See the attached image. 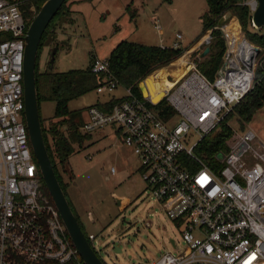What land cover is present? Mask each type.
<instances>
[{"label": "built area", "instance_id": "2783aa9c", "mask_svg": "<svg viewBox=\"0 0 264 264\" xmlns=\"http://www.w3.org/2000/svg\"><path fill=\"white\" fill-rule=\"evenodd\" d=\"M36 1L0 0V264H85L44 189L25 119V38L32 23L26 6L31 4L34 13ZM244 5L253 17L259 4L246 0ZM231 23L215 25L201 41L206 46L220 31L226 45L222 66L227 64L222 75L221 66L208 79L199 69L203 59L196 54L191 60V53L190 69L161 92L165 96L159 104L125 88V97L87 108L83 131H117L140 162L150 198L164 207L180 232V241L173 239L179 253H165L149 264H264V143L249 129L218 154L213 166L196 153L253 90L262 64L263 50L240 28L235 44L227 31ZM251 26L264 40V29L252 19ZM155 28L161 33L160 26ZM182 40L177 34L172 48H182ZM92 72L102 76L98 95L113 94L121 86L108 59H95ZM161 104L170 112L167 119ZM186 158L199 167H188ZM87 237L93 247L96 235Z\"/></svg>", "mask_w": 264, "mask_h": 264}, {"label": "rangeland", "instance_id": "374dc122", "mask_svg": "<svg viewBox=\"0 0 264 264\" xmlns=\"http://www.w3.org/2000/svg\"><path fill=\"white\" fill-rule=\"evenodd\" d=\"M33 10L36 13V8ZM207 11L206 0H69L66 10L49 29L41 54L40 72L50 71L49 62L54 48L59 51L52 71L61 73L86 70L90 66L91 55L99 60L107 59L117 44L124 40L172 48L176 35L181 34V46L186 51L159 70L164 69L165 75L182 76L185 70L183 63L188 62L191 53H194L191 60L197 54V49L186 48L203 34L201 18ZM234 20L238 19L232 15L230 21ZM234 23L250 40L239 20ZM155 24L161 27V33ZM248 31L260 33L251 25ZM217 37L219 35L213 36L206 46L210 47L220 38ZM202 38L203 35L201 41ZM201 41L197 48L204 50L206 46L201 45ZM168 79L171 81L176 77ZM125 96L123 86L113 94L98 95L93 90L70 101L68 109L71 112L83 111L84 119L88 107ZM56 108L54 101L40 102V115L45 126L48 127L54 119ZM240 124L241 118L235 112L227 122L232 135L226 146L234 144L241 131L249 129L254 130L264 143V107L254 114L250 122H244L243 128ZM65 129L67 131V127ZM80 133L84 136L83 141L72 142L73 152L66 164L60 162L53 149L54 159L60 174L69 184L67 194L84 232L97 237L93 247L100 258L106 264H149L165 253L178 254L170 240H179L180 232L167 217L164 207L150 198L134 150L124 147L113 127L92 133L81 129ZM127 199L132 205L125 208ZM114 244L121 253H117ZM180 246L184 248L185 244L181 241Z\"/></svg>", "mask_w": 264, "mask_h": 264}, {"label": "trees", "instance_id": "16d2710c", "mask_svg": "<svg viewBox=\"0 0 264 264\" xmlns=\"http://www.w3.org/2000/svg\"><path fill=\"white\" fill-rule=\"evenodd\" d=\"M46 1L38 0L34 3L36 7V13L34 14L29 11L31 4H27L26 17L33 21ZM244 1L246 0H206L208 11L201 18L204 26L202 35H204L209 29L217 25L220 19L226 14L231 13L233 16L235 15L246 31L248 38L263 50L262 64L257 70L253 90L235 109V112L241 118L240 125L242 128L244 122H250L254 114L264 107V40L257 33L248 31L249 25H251L252 14L250 8L244 5ZM68 2L69 0H67L43 36L37 60L36 76L39 105L42 100L54 101L57 104L55 117L49 122L48 127L44 125V120L41 118L42 129L54 170L75 212L67 194L69 184L58 170L53 149L57 157H59L60 162L65 165L73 152L72 142L83 141L84 136L80 133L84 122L82 118L83 111H69L68 103L96 90L101 85L102 76H97L92 72V67L96 59L94 55H91V63L86 70H71L61 73L54 71L40 72L41 54L45 47V40L49 29L55 20L66 10ZM217 35L220 37V31L214 32L213 36ZM210 49V54L199 64V69L208 79L213 80L223 63L226 50L225 41L220 37L210 46ZM184 52L185 50L182 48H162L160 46H148L124 40L118 43L107 59L109 61L110 72L120 85L125 88H131L135 94L141 96L139 89L140 83L157 70L159 71V69L170 65ZM181 61H183L182 58ZM147 86L153 97L161 89L160 84L153 80L148 81ZM99 104L97 103L96 105ZM164 104H161L160 108L164 109ZM169 114L168 109H164L166 119ZM233 115L231 114L226 121L220 124L218 131L206 136L200 143L196 153L204 164L208 166L215 165L218 154L227 150L226 141L232 135L231 128L227 125V122ZM65 127H67V131ZM185 163L194 170L199 167L196 161L189 158L185 159ZM69 178L72 180L71 177ZM44 189L49 195L45 184Z\"/></svg>", "mask_w": 264, "mask_h": 264}, {"label": "water", "instance_id": "95a60500", "mask_svg": "<svg viewBox=\"0 0 264 264\" xmlns=\"http://www.w3.org/2000/svg\"><path fill=\"white\" fill-rule=\"evenodd\" d=\"M66 2L67 0H47L42 5L39 13L34 17L26 34L24 53L25 119L33 153L37 160L45 186L61 216V219L66 226L72 243L78 250L79 255L85 264H106V262L100 258V256L92 247V244L88 240V237L83 230L80 219L75 214L66 196V193L64 192L58 180L44 140L42 120L40 116L36 76L39 50L46 30L61 11ZM258 4V8L253 14L252 20L255 27L262 29L264 28V0H258ZM231 17V13L226 14L220 19L218 25L223 26L231 20ZM199 39L198 43L201 41V39ZM196 51V53L199 54L202 59H204L210 54L211 49L210 47H206L204 50L197 48ZM57 53L58 49L54 48L49 62L50 71L54 69ZM226 69L227 64L225 63L220 69L219 74L222 75L223 71ZM145 82L146 80L140 83L139 89L144 98H149L150 96L148 94ZM160 95L161 97L158 102H154L152 100L154 104H159L165 96L164 93H160ZM219 158L222 160L223 156L220 155ZM170 243L175 248V242L173 239L170 240ZM113 247L116 249L118 254L121 253V250L115 246V244Z\"/></svg>", "mask_w": 264, "mask_h": 264}, {"label": "bare ground", "instance_id": "6f19581e", "mask_svg": "<svg viewBox=\"0 0 264 264\" xmlns=\"http://www.w3.org/2000/svg\"><path fill=\"white\" fill-rule=\"evenodd\" d=\"M234 21L231 23V26L227 29V31L230 35L235 36V39H236L235 44L238 45L237 42H239V40H240V38H239L240 37V30H239V27L236 26ZM189 54H190V52H189ZM183 65L185 67V70H184V73L182 74V76H179V75H176L173 73H171L169 75H165V74H163L164 73V69H163V70H159L157 73H154L152 76H150L149 78L146 79L145 85L147 87V90H148L147 84H148V81H150V80L157 81L158 84H160V86H161V89H159V93L154 97L152 96V94L148 90V94L154 102H158L160 100V97H161L160 93L163 92L164 89L168 90V89L172 88L175 85V83L177 82V80H180L185 75V73L190 69L188 62H184ZM173 76L176 77V79H173L170 81L168 78L173 77Z\"/></svg>", "mask_w": 264, "mask_h": 264}, {"label": "crops", "instance_id": "0c3cea01", "mask_svg": "<svg viewBox=\"0 0 264 264\" xmlns=\"http://www.w3.org/2000/svg\"><path fill=\"white\" fill-rule=\"evenodd\" d=\"M235 22H236V20H235ZM200 38V37H199ZM198 38V39H199ZM198 39L190 46V47H188V48H186V49H190V50H192V49H197V44H198ZM118 45V44H117ZM160 47H162V46H160ZM184 49V48H183ZM186 51V50H185ZM96 57V56H95ZM107 101H109L108 99L106 100V101H103V103L104 102H107ZM83 114H84V112H83ZM85 118H86V116L84 117V119H83V121L85 120ZM106 129V128H105ZM114 131H115V133H116V135H117V137L122 141V143H123V140H122V138L119 136V134L117 133V131L114 129ZM124 147L126 148V149H130L131 151H133V149L132 148H130V147H128V146H126L125 144H124ZM137 157V156H136ZM72 203V202H71ZM72 205H73V207H74V209H76L75 208V206H74V204L72 203ZM132 204L130 203V200L129 199H127L126 200V203L124 204V207L126 208V206L128 207V206H131ZM75 212H76V214H77V211L75 210ZM78 215V214H77ZM79 217V216H78Z\"/></svg>", "mask_w": 264, "mask_h": 264}]
</instances>
